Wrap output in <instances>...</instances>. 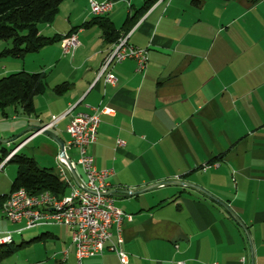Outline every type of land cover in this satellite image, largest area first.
Returning a JSON list of instances; mask_svg holds the SVG:
<instances>
[{
	"label": "crops",
	"instance_id": "obj_1",
	"mask_svg": "<svg viewBox=\"0 0 264 264\" xmlns=\"http://www.w3.org/2000/svg\"><path fill=\"white\" fill-rule=\"evenodd\" d=\"M93 1H112V8L88 27L83 25L94 18L88 0H64L53 19L38 27L45 37L75 34L73 53L64 54L58 42L15 59L22 63L12 73H43L46 89L34 98L29 116L13 108L9 125L1 113L0 132L19 141L6 151L53 170L69 194L78 187L59 164L56 143L44 134H15L63 116L50 131L63 142L83 185L66 127L76 114L113 109V116H100L88 153L98 171H113L114 206L130 216L119 236L115 227L111 236L113 244L120 237L127 264H264V0L254 5L198 0V6L193 0ZM104 21L126 35L129 46L147 52L142 72L132 59L111 67L115 87L104 83V75L97 79L111 47L99 25ZM65 83L68 90L56 95L53 88ZM169 181L194 185L224 203L246 233L220 205L192 188L122 194ZM5 222L0 212L2 233ZM16 233L30 238L21 247L52 242L45 252L50 262L77 264L67 228L25 231L22 226ZM81 264L120 263L108 243L101 256Z\"/></svg>",
	"mask_w": 264,
	"mask_h": 264
},
{
	"label": "built area",
	"instance_id": "obj_2",
	"mask_svg": "<svg viewBox=\"0 0 264 264\" xmlns=\"http://www.w3.org/2000/svg\"><path fill=\"white\" fill-rule=\"evenodd\" d=\"M88 3L89 12L93 17L105 15L112 8V1L96 3L88 0ZM127 38L124 36L121 40H117L101 62L97 79L104 75V83L112 87L117 84L116 77L111 73V67L114 65L132 59L136 62L137 72L144 71L147 65L146 50L129 46ZM60 43L63 53L71 54L77 47L76 35L66 36ZM114 113V110L108 107H97L93 109L92 114L72 116L66 127L67 146L77 150L76 165L84 177L83 186L86 191L74 188L69 195L65 196V199H58L48 192L29 195L24 189H18L9 194L2 205L1 214L13 223L22 224L25 230L39 226L67 228L70 231L77 264H81L84 259L101 256L108 243L119 263H128V256L121 248L120 237L117 243L113 244L111 236L113 227L116 228L119 236L122 221L130 220V216L115 208L112 195H106L110 190L109 178L113 171H98L94 166L92 156L88 153V147L96 140L100 116H113ZM62 117L53 119L50 124L44 126L42 131L51 129ZM122 145L121 141H117V146ZM14 154H9L3 164ZM65 157L67 159L66 153ZM58 162L64 165L61 156L58 157ZM208 167L204 166L203 170ZM0 237L11 236L7 233V235L1 234Z\"/></svg>",
	"mask_w": 264,
	"mask_h": 264
},
{
	"label": "trees",
	"instance_id": "obj_3",
	"mask_svg": "<svg viewBox=\"0 0 264 264\" xmlns=\"http://www.w3.org/2000/svg\"><path fill=\"white\" fill-rule=\"evenodd\" d=\"M63 1L0 0V40L7 41L10 44V47L5 48L0 53V58L23 59L27 55L37 53L44 47L60 42L64 37L42 36L38 27L40 24L48 23L53 19ZM153 1L156 0H148L145 3ZM221 1L230 2L235 0ZM245 1L254 5L260 0ZM192 4L198 6L199 1L193 0ZM99 19H102V17H94L93 20L83 26L88 27ZM99 25L102 29L103 38L107 43L113 44L119 39L120 34L110 24L104 21L99 22ZM68 88V84L65 83L53 88V92L56 95H61ZM45 89L46 78L43 73L21 71L0 77V112L4 113L7 108L15 109L18 107L25 115L29 116L33 113L34 98L41 95ZM9 153L4 148L0 149V164ZM7 163L16 164V173L9 193L0 196V202L18 189H24L29 195L48 192L58 199L65 195L67 185L61 181L53 170L38 167L32 158L26 157L22 153H15ZM9 244L0 245V262L12 253Z\"/></svg>",
	"mask_w": 264,
	"mask_h": 264
},
{
	"label": "rangeland",
	"instance_id": "obj_4",
	"mask_svg": "<svg viewBox=\"0 0 264 264\" xmlns=\"http://www.w3.org/2000/svg\"><path fill=\"white\" fill-rule=\"evenodd\" d=\"M88 10H89V8H88ZM124 36H126V35H120L119 39L124 37ZM113 44H111V46ZM8 47H10V44L7 41L0 40V53L5 48H8ZM110 49H111V47H110ZM21 63H22L21 60H15V59H10V58H0V77H5V76H8L10 74H13L12 70L16 69L17 67H15V66H17L19 64L21 65ZM3 65H6L7 66L6 68H8L6 72L1 70ZM5 113L8 115V122H9L8 124L12 125L11 117L14 115V109L13 108H7L5 110ZM17 113L18 114L21 113L19 111V108L17 109ZM0 117L4 118V116L1 114V112H0ZM50 123H47L43 126H46ZM43 126H41V127H43ZM47 130H50V129H47ZM22 131L23 130L16 133L15 137L18 136ZM42 132L40 131L38 133L43 134ZM7 136L8 135H6V134L2 135V133L0 132V149L4 148L6 150L7 149L9 150L8 145H11V149H12L15 146V144H17L19 142V141L14 142V141H12L13 139H8ZM5 141H8V143H6ZM64 166H65V164H64ZM15 170H16V164L15 163H9L8 164L6 162L5 164H3V162H2L0 164V193H3V194L9 193L10 186H11L12 180L14 178L13 176H15V173H16ZM69 194H68V189H66L65 195H69ZM5 200L6 199H3L0 202V212L1 213H2V205L5 202ZM5 224L7 226L6 227L7 231H5L4 233H2L3 231H0V235L1 234L7 235V233H12V235L10 234V236L12 237V243L9 244L10 248L12 250V253L10 255H8L7 257H5L0 262V264H54V262H50V260H51L50 254L45 253L48 248L53 247L52 242L47 243L45 246H42V244H32V245L20 247L22 241L25 243L30 241V238H28L29 236H26L25 233H22L21 235L16 233V231L18 229H20L23 225L13 223L9 220H7V222H5Z\"/></svg>",
	"mask_w": 264,
	"mask_h": 264
},
{
	"label": "water",
	"instance_id": "obj_5",
	"mask_svg": "<svg viewBox=\"0 0 264 264\" xmlns=\"http://www.w3.org/2000/svg\"><path fill=\"white\" fill-rule=\"evenodd\" d=\"M43 128H44V126L43 127H41V126L40 127H29L27 129L23 130L22 133H20L19 136H21V135H23V134H25L27 132H31L33 134H36V133L42 131ZM42 133L45 136L49 137L52 141H54L56 143V145L58 146V149H59V156L62 157V159L64 161V164H65V167L69 171V173H70L72 179L74 180L75 184L77 185V187L80 190L86 191L85 187L79 182V179L75 175V172H74L70 162L65 157V153H64L65 149H64L63 142L60 141L50 130H44ZM5 142H8V141H5ZM175 185H178V186H181V187H188V188H192V189L200 191L202 194H204L205 196H207L208 198L213 200L215 203L220 205L236 221V223L240 227H242L243 231L246 233L243 225H241V223L238 221V219H236V217L233 214V212L224 203H222L221 201L211 197L208 193H206L205 191H203L202 189H200V188H198V187H196L194 185L185 184V183H182V182H179V181H169V182L157 183V184L145 187V188L137 190V191H131V192L130 191H126V192H123L122 194L123 195H129V196H135V195L147 192V191H149L151 189H156V188H159V187H166V186H175ZM113 194H114L113 192H108L106 195H113Z\"/></svg>",
	"mask_w": 264,
	"mask_h": 264
},
{
	"label": "bare ground",
	"instance_id": "obj_6",
	"mask_svg": "<svg viewBox=\"0 0 264 264\" xmlns=\"http://www.w3.org/2000/svg\"><path fill=\"white\" fill-rule=\"evenodd\" d=\"M118 40H121L118 39ZM15 152H11L10 154H14ZM59 199H65V196H63L62 198H59ZM12 242V237H0V245H3V244H9Z\"/></svg>",
	"mask_w": 264,
	"mask_h": 264
}]
</instances>
